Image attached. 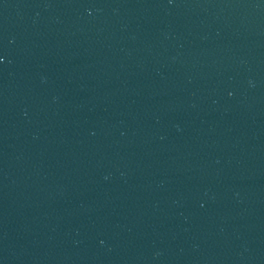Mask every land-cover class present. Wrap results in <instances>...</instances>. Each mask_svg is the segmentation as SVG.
Masks as SVG:
<instances>
[{
    "label": "water",
    "instance_id": "obj_1",
    "mask_svg": "<svg viewBox=\"0 0 264 264\" xmlns=\"http://www.w3.org/2000/svg\"><path fill=\"white\" fill-rule=\"evenodd\" d=\"M0 264H264V0H0Z\"/></svg>",
    "mask_w": 264,
    "mask_h": 264
}]
</instances>
